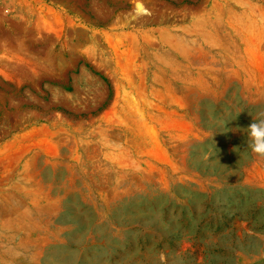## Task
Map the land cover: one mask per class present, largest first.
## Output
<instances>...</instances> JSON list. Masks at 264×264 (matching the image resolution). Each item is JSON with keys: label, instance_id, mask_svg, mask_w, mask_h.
<instances>
[{"label": "rangeland", "instance_id": "374dc122", "mask_svg": "<svg viewBox=\"0 0 264 264\" xmlns=\"http://www.w3.org/2000/svg\"><path fill=\"white\" fill-rule=\"evenodd\" d=\"M262 111L264 0H0V264H264Z\"/></svg>", "mask_w": 264, "mask_h": 264}, {"label": "clouds", "instance_id": "9594fccd", "mask_svg": "<svg viewBox=\"0 0 264 264\" xmlns=\"http://www.w3.org/2000/svg\"><path fill=\"white\" fill-rule=\"evenodd\" d=\"M247 136L252 152L259 158H264V111L259 112L247 127ZM161 259H164L163 254Z\"/></svg>", "mask_w": 264, "mask_h": 264}, {"label": "bare ground", "instance_id": "6f19581e", "mask_svg": "<svg viewBox=\"0 0 264 264\" xmlns=\"http://www.w3.org/2000/svg\"><path fill=\"white\" fill-rule=\"evenodd\" d=\"M137 10H139V13H144L145 12V9L142 7V5L139 6V8Z\"/></svg>", "mask_w": 264, "mask_h": 264}]
</instances>
